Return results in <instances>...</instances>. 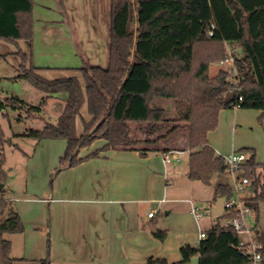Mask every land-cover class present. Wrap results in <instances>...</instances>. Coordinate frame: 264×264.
Segmentation results:
<instances>
[{"label": "trees", "instance_id": "1", "mask_svg": "<svg viewBox=\"0 0 264 264\" xmlns=\"http://www.w3.org/2000/svg\"><path fill=\"white\" fill-rule=\"evenodd\" d=\"M62 5V0H61ZM34 0H0V39L18 43L25 41L28 51L18 50L21 63L16 67L14 80H27L43 91L39 105L10 96L0 98L3 109L27 110L28 118L42 114L50 97L67 93L65 105L56 123L46 122L41 129H30L23 136L37 142L46 138L65 139L67 147L53 179L62 170L110 149L131 148L151 143L150 139L130 137L131 124H190L188 136L189 172L191 180L210 185L213 176L226 172L228 165L209 144L208 133L214 123L195 120L197 107L220 110L238 103L241 108L264 110V0H109L108 63L103 66L84 60L77 75L45 77L32 60L34 42ZM213 35H209L211 24ZM228 42L242 76L240 89L231 94L232 82L220 69L210 75L211 65L227 57ZM1 56V54H0ZM242 96L239 101L238 97ZM87 104L88 118L82 117L83 132L77 134V118ZM18 119H24L19 115ZM179 126L173 125L169 133ZM97 139L106 144L92 154L81 157L80 151ZM6 137L0 123V182L6 183L2 146ZM167 150H165L166 152ZM244 167L256 185L254 197L246 198L256 212L264 201V164L256 160L251 150ZM148 153L141 149V154ZM262 180V182H261ZM0 190V264H14L11 242L6 233H20L24 225L11 201ZM228 183L217 187V195H229ZM218 216L207 230L199 247L182 246V259L170 262L163 257H150L146 264H188L199 256L198 264H251L250 257L239 247L240 236ZM262 242L264 264V229L254 228ZM167 230L155 229L154 236L163 241ZM41 264H51L50 256Z\"/></svg>", "mask_w": 264, "mask_h": 264}, {"label": "crops", "instance_id": "2", "mask_svg": "<svg viewBox=\"0 0 264 264\" xmlns=\"http://www.w3.org/2000/svg\"><path fill=\"white\" fill-rule=\"evenodd\" d=\"M33 18L32 60L41 73L62 69L70 72L81 67L83 61L77 46L88 63L103 66L108 63L109 0H62V5L61 0H34ZM58 98V94L53 95L48 104ZM66 98H60L63 107ZM230 108V114H225L228 108L207 109L211 117L202 119L215 124L208 140L217 155H221L218 151L222 148L223 134L233 133L236 139L238 134H247L249 128L260 123L264 136V110ZM1 112L8 115L7 109ZM184 124H173L179 127L171 133L170 128L165 132L153 128L143 132L145 136L131 131L132 139L153 142L102 151L56 174L52 188L48 180L66 150L67 141L46 138L36 141L27 151L18 147L23 158L21 177H17L23 182L16 184L12 177L9 186L6 187L7 180L4 185L5 195L24 225L23 232L9 233L6 238L11 242L14 264H41L48 256L51 264H146L150 257H163L173 263L182 259V246L199 247L201 238L194 221L199 230L207 232L217 223L218 216L212 213L215 220L202 228L200 221L206 212L197 221L191 201L184 212L190 224L182 220L173 225L166 218L179 210L178 203L186 201L172 188L176 172L171 167V163L181 162L184 154L189 160L188 135L182 143L179 139V134L187 131ZM105 144L104 140L85 153L82 149L80 156L86 157ZM141 149H147L148 153L141 154ZM165 150L182 151L181 160L165 162ZM251 150L256 153L255 148ZM188 172L189 167L186 176L190 179ZM217 187L211 212L218 197ZM152 209H156V214L149 217ZM252 222L260 227L255 211ZM157 228L167 230L165 240L154 236ZM198 262L197 255L188 264Z\"/></svg>", "mask_w": 264, "mask_h": 264}, {"label": "rangeland", "instance_id": "3", "mask_svg": "<svg viewBox=\"0 0 264 264\" xmlns=\"http://www.w3.org/2000/svg\"><path fill=\"white\" fill-rule=\"evenodd\" d=\"M23 51L29 50V45L25 41H19L18 43L9 41L6 39H0V98L4 99L10 96H16L31 105H39L42 95L45 93L33 87L30 82L27 80H14V76L17 74L16 67L21 63V58L17 55L19 49ZM77 52L84 62H88L84 57L83 52L81 51L80 46H77ZM211 73L213 76L214 73L218 72L221 68H223L219 61L211 65ZM55 72V71H54ZM43 73V72H42ZM44 76H68V75H77L83 87H85V81L78 70L71 69L69 70H59L55 73L47 74L43 73ZM59 98L50 102L46 107L45 111L42 114H38L36 117L28 118L27 110H13L11 108L7 109L8 115H3L0 111V123L2 125L6 141L2 146V152L4 154V171L6 173V180L8 181L7 186H9V182L13 177L14 183L21 184L23 182L19 180L17 175L21 174V159L22 152L21 149H31L35 144L36 140L30 137L23 136V134L30 129H41L46 122L56 123L59 114L62 112L63 105L61 103L62 97L66 98L67 93H59ZM240 108V107H239ZM208 108L205 107H197L194 112L195 120H209L211 115L207 112ZM249 110H255L251 108H243ZM228 111H225V114H230L229 110L232 108H228ZM19 115H23L24 119H18ZM82 117L88 118L87 104H84L81 110V115L77 118V134L80 135L83 132V122ZM185 126L188 127L187 131H182L178 136L182 143L183 139L186 140L187 135L189 136L190 124L184 122ZM174 123H161V124H142V123H132L131 131L133 133H137L138 135L145 136L143 132H147V130H151L153 128L160 129L161 132H165L168 128ZM237 127V126H236ZM262 124H258L249 128L247 134H238L237 138L235 136L233 138V133L228 135L223 134L220 137L222 148L218 152L224 157V160L231 154L232 148L234 146V150L236 152H243L247 158L251 156V149H256V160L262 165L264 164V136L262 134ZM243 135V136H241ZM103 139H97L93 142L89 147H85L82 150V153L86 151H90L95 149L97 144H103ZM93 146V147H92ZM29 147V148H27ZM245 147L249 148L246 149ZM27 151V150H25ZM183 160L181 162H173L171 163V167L175 170L176 174L174 175V182L172 184V188L177 192L179 198L186 200L185 202L178 203V211H173L172 214L166 216V218L171 221L173 225L178 224V222H182L184 220L187 224H190V220L187 219L186 208H190V202L192 201L194 204L198 205L202 211L206 212L204 217L201 219V227L207 228L213 220H215L214 216L211 212V204L212 199L216 192V187L220 183H229L232 184L233 180L228 172L217 173L213 176L212 183L207 185L199 180H190L186 176V172L189 167L188 155L184 154L181 156ZM245 173L247 176V170L245 168ZM178 174V177L175 176ZM21 177V175H19ZM251 177V176H249ZM252 183L247 187L246 191L243 193L244 197H254L255 194H258L259 191L255 192L256 185L253 184V179L250 178ZM54 180V179H53ZM51 177L48 180V184L50 186ZM262 182V180H261ZM164 210L161 211L164 216ZM259 218L260 228L264 229V201L260 202V213L257 214ZM194 218V217H193ZM196 225V231L199 234L198 225ZM223 222V220H222ZM9 233H4L3 237L8 238ZM240 238L246 239V234H240Z\"/></svg>", "mask_w": 264, "mask_h": 264}, {"label": "built area", "instance_id": "4", "mask_svg": "<svg viewBox=\"0 0 264 264\" xmlns=\"http://www.w3.org/2000/svg\"><path fill=\"white\" fill-rule=\"evenodd\" d=\"M215 24L212 23L209 28V35H213V29ZM227 48V57L220 60L219 64L223 67L232 82L231 85V94H236L240 89V82L242 76L239 72L236 57L232 50L231 45L228 42H225ZM242 96L238 97V100L241 101ZM232 107H239V104H233ZM182 151H169L166 152L163 156L164 161L169 163L173 160L180 161V154ZM248 158L243 152H236L233 150L231 154L225 159L226 164L228 165L227 172L231 176L233 183L229 184L230 194L227 196L225 202V214H228L229 217L224 220L223 224L226 226L232 227L239 235L246 234L247 238H240L239 247L248 255L251 260V264H263V255L262 249L263 244L257 239V234L254 230L255 225L252 222L254 216V209L247 204L246 197L243 196V193L246 191L247 187L252 183L249 176L245 173V167ZM4 198H7L5 195ZM8 199V198H7ZM192 213L196 217L197 221L201 219L204 212L202 209L196 205L192 204L191 208ZM156 214V209H152L149 213V217H154ZM199 236L201 239L206 238L207 233L203 230H199Z\"/></svg>", "mask_w": 264, "mask_h": 264}, {"label": "water", "instance_id": "5", "mask_svg": "<svg viewBox=\"0 0 264 264\" xmlns=\"http://www.w3.org/2000/svg\"><path fill=\"white\" fill-rule=\"evenodd\" d=\"M4 183L0 182V190L4 187ZM227 200V195H218L216 204L212 208V213L215 216H223L225 214V202Z\"/></svg>", "mask_w": 264, "mask_h": 264}]
</instances>
